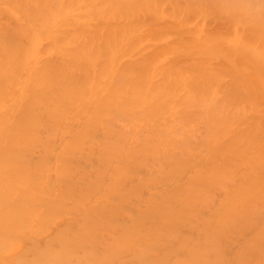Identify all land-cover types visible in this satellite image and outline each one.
Listing matches in <instances>:
<instances>
[{"label":"bare ground","instance_id":"1","mask_svg":"<svg viewBox=\"0 0 264 264\" xmlns=\"http://www.w3.org/2000/svg\"><path fill=\"white\" fill-rule=\"evenodd\" d=\"M0 264H264V0H0Z\"/></svg>","mask_w":264,"mask_h":264}]
</instances>
